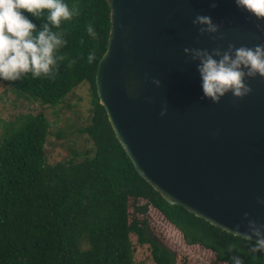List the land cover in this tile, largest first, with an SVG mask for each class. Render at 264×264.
<instances>
[{
	"label": "water",
	"instance_id": "1",
	"mask_svg": "<svg viewBox=\"0 0 264 264\" xmlns=\"http://www.w3.org/2000/svg\"><path fill=\"white\" fill-rule=\"evenodd\" d=\"M106 2L110 28L95 87L135 169L168 203L230 233L236 225L249 233L248 219L264 224V77L247 80L253 91L243 99L228 93L213 103L199 61L183 51L264 44L256 17L235 0L216 8L212 0ZM197 15L211 16L219 32L201 35Z\"/></svg>",
	"mask_w": 264,
	"mask_h": 264
},
{
	"label": "trees",
	"instance_id": "2",
	"mask_svg": "<svg viewBox=\"0 0 264 264\" xmlns=\"http://www.w3.org/2000/svg\"><path fill=\"white\" fill-rule=\"evenodd\" d=\"M65 2L79 4L81 14L61 24L68 41L61 52L68 59L60 62L55 79H33L29 74L22 80H0L48 107H69L68 94L88 84V108L84 116L74 115L81 125L71 132L87 134L92 149L83 155L72 150L71 158L49 163L45 143L50 121L43 111L20 114L4 125L0 135V264H134L131 234L140 244L150 245L156 264H176V251L149 227V207L181 234L186 245L213 252L214 264H232L233 256L244 264H264V252L252 253L249 241L181 205L168 203L138 173L118 142L95 87L97 64L108 43L109 6L106 0ZM23 14L38 30L46 22L27 11ZM257 21L264 29V22ZM89 23L97 39L87 33ZM93 50L96 58L89 64L87 57ZM72 59L76 63L67 67ZM64 135V130L55 133L57 139Z\"/></svg>",
	"mask_w": 264,
	"mask_h": 264
},
{
	"label": "clouds",
	"instance_id": "3",
	"mask_svg": "<svg viewBox=\"0 0 264 264\" xmlns=\"http://www.w3.org/2000/svg\"><path fill=\"white\" fill-rule=\"evenodd\" d=\"M235 3L241 10L256 17V20H264V0H235ZM217 6V0H212L211 7ZM24 11L37 19L46 20L41 29H37L36 24L23 14ZM80 14L79 4L70 6L65 0H0V78L16 81L31 74L33 79L54 80L59 72L60 62L68 59L61 52L68 44L65 38L67 33L61 28V24L72 21ZM192 23L201 26V35L218 33L220 30V25L214 23L208 15H197ZM86 31L93 39L98 38L91 23ZM220 38L223 39V35ZM80 43L83 45L84 40L81 39ZM183 51L199 61L198 71L202 79L204 98L213 103H220L222 97L228 93L243 99L253 91L247 80L258 75L264 77V44L236 47L230 43L227 49L217 47L209 51L184 48ZM95 58L93 50L89 52L87 62L92 64ZM75 63V59L69 60L67 67H72ZM152 83L160 86L161 81L153 79ZM145 99L150 102V98ZM160 115H167V106ZM257 202L264 205V198H257ZM249 216L248 212L243 214L244 219ZM248 226L251 229L249 233L242 234L239 231L240 226L236 225V230L231 234L249 241L252 253L264 252V224L258 225L255 220L248 219ZM253 236L256 237L254 243ZM231 260L232 264H244L239 256H233Z\"/></svg>",
	"mask_w": 264,
	"mask_h": 264
},
{
	"label": "rangeland",
	"instance_id": "4",
	"mask_svg": "<svg viewBox=\"0 0 264 264\" xmlns=\"http://www.w3.org/2000/svg\"><path fill=\"white\" fill-rule=\"evenodd\" d=\"M261 24L264 20H260ZM90 93L86 83L80 84L74 92L69 93L66 99L67 105L48 107L42 105L40 101L27 98L23 94H18L0 80V135L3 127L8 121H15L20 114L43 111L50 121L49 133L45 143V154L47 162L55 163L71 158L72 150H76L82 155L85 151L92 149V140L85 133L79 134L71 132L78 125L80 119H75L74 115L84 116L88 108L87 97ZM89 100V97H88ZM64 130L65 135L62 139H57L56 131ZM81 156L78 157L80 159ZM144 202V200H140ZM133 208L130 207L132 213ZM141 217V216H139ZM147 221L153 234L160 239L166 246L176 251V264H214L215 256L210 250L198 245L188 246L182 240L181 234L170 225L164 217L154 208L149 207ZM135 247L134 264H156L151 256L149 244H140L135 234L130 235ZM225 264V263H222Z\"/></svg>",
	"mask_w": 264,
	"mask_h": 264
}]
</instances>
